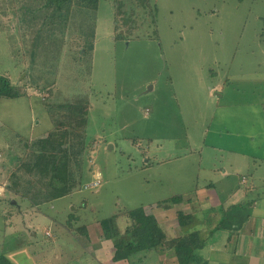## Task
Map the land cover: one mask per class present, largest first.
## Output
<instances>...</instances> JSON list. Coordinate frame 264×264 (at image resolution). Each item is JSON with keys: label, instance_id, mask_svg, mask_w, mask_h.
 <instances>
[{"label": "rangeland", "instance_id": "1", "mask_svg": "<svg viewBox=\"0 0 264 264\" xmlns=\"http://www.w3.org/2000/svg\"><path fill=\"white\" fill-rule=\"evenodd\" d=\"M0 75L27 91L0 98V254L104 264L88 240L103 219L116 215L124 229L126 211L196 196L207 169L264 140V111L235 110L264 98V0H99L68 20L46 0H0ZM76 102L90 104L93 143L81 185L34 206L8 189L9 172L24 140ZM83 225L88 233L76 234ZM154 251L131 264H156Z\"/></svg>", "mask_w": 264, "mask_h": 264}, {"label": "trees", "instance_id": "2", "mask_svg": "<svg viewBox=\"0 0 264 264\" xmlns=\"http://www.w3.org/2000/svg\"><path fill=\"white\" fill-rule=\"evenodd\" d=\"M57 12L64 13L66 20L74 7L96 10L99 0H46ZM90 48V47H89ZM27 94L24 86L11 83L7 76L0 75V98H19ZM59 112L53 117V127L43 136L24 140L26 148L17 165L9 172L8 189L14 194L40 206L62 196L73 193L81 185L83 162L86 152L93 147L86 140L87 114L90 104L62 103ZM48 108H52L48 105ZM183 194L158 201L155 205L170 208L185 201ZM151 207H139L126 211L129 224L121 229L117 216L101 221L102 237L113 241L114 261L132 259L139 252L167 248L175 249L179 264H194L199 259L194 240L188 233L171 238ZM178 222L182 228L188 227L192 217L178 212ZM76 234L86 235V226L74 229ZM199 245L202 242L199 241ZM0 264H14L5 253L0 254Z\"/></svg>", "mask_w": 264, "mask_h": 264}, {"label": "crops", "instance_id": "3", "mask_svg": "<svg viewBox=\"0 0 264 264\" xmlns=\"http://www.w3.org/2000/svg\"><path fill=\"white\" fill-rule=\"evenodd\" d=\"M252 107L258 113L264 111V98L238 104L235 110L248 112ZM248 137L252 143L260 138L253 133ZM261 140L252 150L242 151L236 163L231 161L229 166L222 163L221 171L207 169L206 180L197 186L196 196L189 193L180 204L170 208L154 204L150 210L171 238L190 235L199 255L194 264H264V140ZM217 185L223 195L217 194ZM179 211L192 217L186 228L178 222ZM88 240L101 263L131 264L128 260H113V241L102 237L101 225L95 235L89 233ZM154 250L156 264H179L175 249ZM138 264H144L143 260Z\"/></svg>", "mask_w": 264, "mask_h": 264}, {"label": "built area", "instance_id": "4", "mask_svg": "<svg viewBox=\"0 0 264 264\" xmlns=\"http://www.w3.org/2000/svg\"><path fill=\"white\" fill-rule=\"evenodd\" d=\"M99 183H100V180L98 179V180H96V181L90 183V184L87 185V186H96V185H98Z\"/></svg>", "mask_w": 264, "mask_h": 264}]
</instances>
